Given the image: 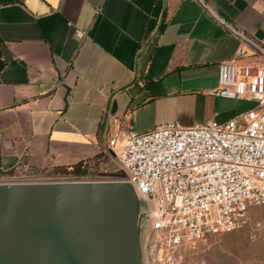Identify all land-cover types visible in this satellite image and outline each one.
Here are the masks:
<instances>
[{
  "label": "crops",
  "instance_id": "0c3cea01",
  "mask_svg": "<svg viewBox=\"0 0 264 264\" xmlns=\"http://www.w3.org/2000/svg\"><path fill=\"white\" fill-rule=\"evenodd\" d=\"M225 25L264 46V0H0V183L252 108L211 95L219 62H251Z\"/></svg>",
  "mask_w": 264,
  "mask_h": 264
},
{
  "label": "built area",
  "instance_id": "2783aa9c",
  "mask_svg": "<svg viewBox=\"0 0 264 264\" xmlns=\"http://www.w3.org/2000/svg\"><path fill=\"white\" fill-rule=\"evenodd\" d=\"M225 26L251 62H219L211 95L252 102V108L225 122L130 131L120 146L118 132L113 133L104 154L116 161L121 174L115 180L93 175L88 167L83 174L25 173L2 183L135 184L150 214L146 246L157 261L242 227L249 208L264 205V46Z\"/></svg>",
  "mask_w": 264,
  "mask_h": 264
},
{
  "label": "water",
  "instance_id": "95a60500",
  "mask_svg": "<svg viewBox=\"0 0 264 264\" xmlns=\"http://www.w3.org/2000/svg\"><path fill=\"white\" fill-rule=\"evenodd\" d=\"M149 216L133 183H0V264H142Z\"/></svg>",
  "mask_w": 264,
  "mask_h": 264
},
{
  "label": "rangeland",
  "instance_id": "374dc122",
  "mask_svg": "<svg viewBox=\"0 0 264 264\" xmlns=\"http://www.w3.org/2000/svg\"><path fill=\"white\" fill-rule=\"evenodd\" d=\"M88 167L89 173L106 180H115L121 174L110 156L89 161ZM57 168L28 169L15 174L67 171ZM153 253L144 240L142 264H264V205L249 208L246 223L230 233L208 237L192 248H180L161 261Z\"/></svg>",
  "mask_w": 264,
  "mask_h": 264
},
{
  "label": "trees",
  "instance_id": "16d2710c",
  "mask_svg": "<svg viewBox=\"0 0 264 264\" xmlns=\"http://www.w3.org/2000/svg\"><path fill=\"white\" fill-rule=\"evenodd\" d=\"M88 166H89V162L80 161L72 165L69 169L64 168V170L67 169L70 172L75 173V174H83V173H86Z\"/></svg>",
  "mask_w": 264,
  "mask_h": 264
}]
</instances>
